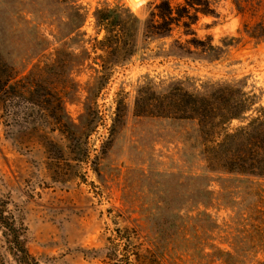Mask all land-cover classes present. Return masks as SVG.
<instances>
[{
  "label": "rangeland",
  "instance_id": "1",
  "mask_svg": "<svg viewBox=\"0 0 264 264\" xmlns=\"http://www.w3.org/2000/svg\"><path fill=\"white\" fill-rule=\"evenodd\" d=\"M160 1L0 0V202L39 264L264 261V179L209 171L198 121L156 97L227 115L231 86L251 110L229 128L264 110V0H192L209 12L147 38ZM98 9L132 42L105 41ZM0 264H18L1 230Z\"/></svg>",
  "mask_w": 264,
  "mask_h": 264
},
{
  "label": "trees",
  "instance_id": "2",
  "mask_svg": "<svg viewBox=\"0 0 264 264\" xmlns=\"http://www.w3.org/2000/svg\"><path fill=\"white\" fill-rule=\"evenodd\" d=\"M171 1L161 0L154 6V10L150 12L145 22V37H161L169 34L173 25L179 24V17H187L190 20L196 19L197 13L207 14L209 12L208 7L204 6L207 4L206 1H203L200 9L194 5H200V3H195L192 0H183L185 6L181 9L179 6H172ZM113 11L98 9L96 11L97 23L103 26L106 31L105 41L127 44L131 38L128 39L121 35L120 32L123 29L120 30V35L118 32L116 35L110 27L118 24L115 16L110 15ZM183 26L188 28L189 23L183 22ZM184 34L189 33L185 31ZM190 34L192 37L186 42L194 47L203 45V41L197 38L194 32H190ZM129 36H132V33ZM0 66H4L1 61ZM216 90L218 92L214 95L215 100H219L228 91L229 96L224 100L227 115L219 114L221 109L216 112L217 107L209 96L192 94L177 87L157 94L156 97L164 101L159 102L161 108L162 103L165 106L162 109L165 111L164 114H167L165 116L179 112L178 118H193L198 121L197 125L203 139L202 151L205 167L209 171L238 178L264 179V110H258L257 114L251 117L247 123L229 128L226 125L229 124L227 122L240 118L251 110V103L237 101L230 97L231 93L236 91L231 86L218 85ZM0 230L4 243L18 264H39L25 246L22 225L18 223L5 202H0Z\"/></svg>",
  "mask_w": 264,
  "mask_h": 264
}]
</instances>
